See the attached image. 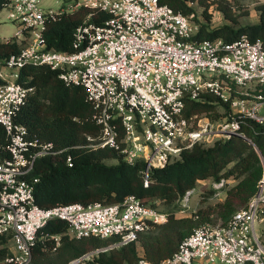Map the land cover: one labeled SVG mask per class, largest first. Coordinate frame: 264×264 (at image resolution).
<instances>
[{
    "label": "built area",
    "instance_id": "1",
    "mask_svg": "<svg viewBox=\"0 0 264 264\" xmlns=\"http://www.w3.org/2000/svg\"><path fill=\"white\" fill-rule=\"evenodd\" d=\"M59 1L56 9L43 7L41 0H7L4 5L17 24L12 36L22 46L0 64L5 80L0 83V124L6 133V141H0V233H11L13 248L0 264H26L37 229L49 219L66 220L71 236L113 235L119 245L169 216L134 194L112 203L72 201L44 207L35 202L38 177L28 179L27 174L36 158L61 149L30 138L26 125L13 118L32 89L16 81L25 63L47 64L64 82L83 86L101 127L94 144L114 147L128 163L143 160L144 183L153 167L164 166L195 142L209 145L234 134L250 142L262 170L247 204L225 223L196 226L170 255L157 261L140 256L134 264H264V239L256 229L257 219L264 217V143L260 148L241 130L245 118L264 123L263 42L246 33L231 40L196 39L197 23L159 0ZM79 6L109 16L94 21L89 13L73 32L72 50L48 47L46 19ZM202 92L228 103L215 122L203 118V112L183 114L186 98H200ZM71 160L68 155L69 165ZM54 238L58 243V236Z\"/></svg>",
    "mask_w": 264,
    "mask_h": 264
},
{
    "label": "trees",
    "instance_id": "2",
    "mask_svg": "<svg viewBox=\"0 0 264 264\" xmlns=\"http://www.w3.org/2000/svg\"><path fill=\"white\" fill-rule=\"evenodd\" d=\"M159 1L189 15L190 19L195 3L202 5L205 13L212 3H216L224 16L234 23L239 15L232 10L227 0ZM6 2L7 0H0V9ZM259 8L261 13L256 23L239 26L223 23L210 28L197 20L195 38L221 37L231 40L240 33H246L251 39L259 38L264 44V4H260ZM89 13L90 19L94 21L109 16L104 10L79 6L72 11L59 13L55 18L46 19L43 33L47 46L72 50L73 32ZM21 46L22 43L13 36L0 38V64L10 54L17 53ZM4 81L0 77V83ZM16 81L31 86L32 89L25 103L16 110L14 120L26 125L30 138L51 141L55 149H61L53 155L36 158L27 174L28 179L38 177L34 184V200L40 206L72 201L84 204L94 201L112 203L123 200L128 194H134L144 203L156 207L155 200L165 203L180 200L201 179L211 182L227 179L229 176L250 177L253 182L257 179L255 171L260 160L258 152L250 142L234 134L209 145L193 143L164 166L153 167L148 182L144 183L143 160L128 163L114 147L94 144L101 127L94 118L96 109L86 98L82 85L64 82L58 71L47 64L31 63H25L19 68ZM262 92L264 93V89ZM220 108L223 112H220ZM228 108V103L218 101L213 93L202 92L200 98H186L183 114L188 117L203 112L213 119L224 114ZM118 130L120 138L123 132L120 125ZM241 130L262 148L264 123L245 118L242 120ZM88 135L92 138L89 139ZM0 141H6V133L1 124ZM68 155L72 159L71 165L66 162ZM108 158H115L116 161L107 163L105 159ZM255 190L256 186L251 196ZM168 217L166 221L153 223L149 229L140 232L135 240L119 245H114L117 238L113 235L71 236L66 220L49 219L37 229L26 264H67L87 252L110 244L113 245L99 250L91 257H83L74 264H134L140 256L157 261L170 255L180 240L198 225L191 227L190 220L177 218L172 212ZM156 226L159 230L152 232L151 228ZM54 236H58V243ZM12 252L11 233H0V263Z\"/></svg>",
    "mask_w": 264,
    "mask_h": 264
},
{
    "label": "rangeland",
    "instance_id": "3",
    "mask_svg": "<svg viewBox=\"0 0 264 264\" xmlns=\"http://www.w3.org/2000/svg\"><path fill=\"white\" fill-rule=\"evenodd\" d=\"M227 1L231 5L232 10L239 14L236 23L225 17L223 12L216 7V3H212L208 7L206 11L207 13L204 12V7L202 5L195 3L193 5L194 10L191 21H201L207 24V26L210 28L223 23L239 26L256 23L259 21V16L261 13L259 5L264 4V0ZM41 4L43 7H51L56 9L61 4V1L41 0ZM6 10L7 9L5 6L0 9L1 38L12 36L17 28V24L7 17ZM262 89H264V86H262ZM220 112H223V110ZM222 115L223 114L213 119L207 113H204L202 116L205 119L215 122L220 117H222ZM105 161L107 163H113L116 161V159L108 158L105 159ZM257 164L259 167L255 171L257 174V179L255 182H253L250 177L229 176L227 179H225L223 185L217 187L213 184V182H211V180L201 179L199 182H197L195 187L192 188V191L188 195L187 199L176 200L172 203H165L162 200H155L154 204L159 209L166 210L168 213L172 212L177 218L185 219V221L190 220L191 227L204 223L222 224L233 210L243 207L250 199L262 169L260 160L257 162ZM183 203H185V205ZM256 229L259 232L261 238L264 239V217H259L257 219ZM151 230L152 232H156L159 230V228L156 226L154 229L151 228Z\"/></svg>",
    "mask_w": 264,
    "mask_h": 264
},
{
    "label": "water",
    "instance_id": "4",
    "mask_svg": "<svg viewBox=\"0 0 264 264\" xmlns=\"http://www.w3.org/2000/svg\"><path fill=\"white\" fill-rule=\"evenodd\" d=\"M81 258H83V257H82V256H81V257H77V258L71 260L70 262H68L67 264H74V263H76L77 261H79Z\"/></svg>",
    "mask_w": 264,
    "mask_h": 264
},
{
    "label": "crops",
    "instance_id": "5",
    "mask_svg": "<svg viewBox=\"0 0 264 264\" xmlns=\"http://www.w3.org/2000/svg\"><path fill=\"white\" fill-rule=\"evenodd\" d=\"M1 38V37H0ZM2 39H4V38H2Z\"/></svg>",
    "mask_w": 264,
    "mask_h": 264
}]
</instances>
